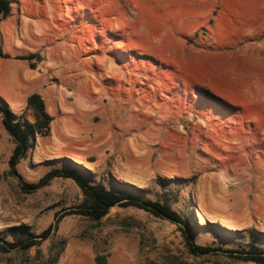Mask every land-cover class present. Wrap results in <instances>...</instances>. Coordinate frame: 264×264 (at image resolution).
I'll return each mask as SVG.
<instances>
[{"label": "rangeland", "instance_id": "1", "mask_svg": "<svg viewBox=\"0 0 264 264\" xmlns=\"http://www.w3.org/2000/svg\"><path fill=\"white\" fill-rule=\"evenodd\" d=\"M11 1L0 103L33 122L25 102L37 93L53 118L19 162L20 180L8 174L13 140L0 115V230L52 228L43 258L32 250L25 264H43L60 239L57 264H254L191 255L178 225L136 208L115 206L99 222L65 216L83 200L71 179L22 184L79 166L134 196L179 188L174 208L193 209L196 245L226 251L236 232L264 233V0ZM28 54L34 69L14 59Z\"/></svg>", "mask_w": 264, "mask_h": 264}, {"label": "trees", "instance_id": "2", "mask_svg": "<svg viewBox=\"0 0 264 264\" xmlns=\"http://www.w3.org/2000/svg\"><path fill=\"white\" fill-rule=\"evenodd\" d=\"M11 0H0V23L5 19L11 10ZM11 57L3 52L2 41L0 38V59H10ZM14 59L26 61L30 69L35 68V62L38 56L28 54L16 56ZM202 95L208 101L214 102L220 100L218 96L209 89L204 88ZM25 109L31 112L33 122H29L23 115H15L9 109L8 105L0 103L1 123L5 131L13 140V149L8 158V174L21 180L17 172L19 162L26 158L27 153L34 147L37 137H46L50 133V123L53 118L46 110L43 99L37 93H32L26 98ZM234 111H239L233 108ZM232 110V111H233ZM77 167V166H76ZM69 167L62 165L51 169L36 184H22V189L35 191L40 189L54 179H71L80 189L83 200L77 212H67L65 216L78 214L90 221L99 222L107 216L109 210L115 206L123 208H136L147 212L154 217L166 219L178 225L186 247L191 255L199 256L209 252H222L226 257L239 261L251 262L254 264H264V233L249 230L243 233H234V247L229 250L220 248H211L208 246H199L194 244L192 229L197 227L193 209L188 206L185 212H180L174 208L179 202V188L173 186H161L160 191L151 194L146 190H140L142 193L153 195V198H146L143 195L134 196L132 194L111 189L102 181L88 180L79 173V166ZM58 217V214L56 215ZM61 216L58 217L60 221ZM51 226L40 234L33 232L32 226L20 224L9 226L0 230V255L15 252L22 256L23 264L28 262L30 251L34 250L36 257L42 256V244L49 239ZM66 241L60 239L50 245L49 253L44 258L43 264H57L59 257L63 253ZM98 261V260H97Z\"/></svg>", "mask_w": 264, "mask_h": 264}]
</instances>
